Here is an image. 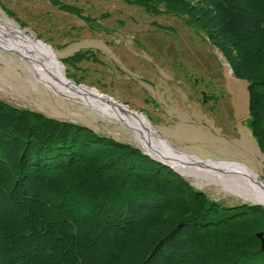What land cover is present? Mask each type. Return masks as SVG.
<instances>
[{
  "label": "trees",
  "instance_id": "trees-1",
  "mask_svg": "<svg viewBox=\"0 0 264 264\" xmlns=\"http://www.w3.org/2000/svg\"><path fill=\"white\" fill-rule=\"evenodd\" d=\"M122 1L204 35L247 82L264 154V0ZM258 233L263 207L222 206L137 147L0 101V264H264Z\"/></svg>",
  "mask_w": 264,
  "mask_h": 264
},
{
  "label": "rangeland",
  "instance_id": "rangeland-1",
  "mask_svg": "<svg viewBox=\"0 0 264 264\" xmlns=\"http://www.w3.org/2000/svg\"><path fill=\"white\" fill-rule=\"evenodd\" d=\"M56 2L0 0V25L12 24L50 46L59 62L76 52L95 53L98 63L62 65L64 76L72 82L82 79L74 82L78 88L143 115L175 152L204 162L241 165L264 183V154L248 127L247 82L232 76L200 31L180 17L150 15L122 0ZM0 101L85 126L144 152L126 124L55 96L17 55L1 50ZM178 175L222 206L252 205L217 184Z\"/></svg>",
  "mask_w": 264,
  "mask_h": 264
},
{
  "label": "bare ground",
  "instance_id": "bare-ground-1",
  "mask_svg": "<svg viewBox=\"0 0 264 264\" xmlns=\"http://www.w3.org/2000/svg\"><path fill=\"white\" fill-rule=\"evenodd\" d=\"M0 47L18 53L25 68L55 96L83 104L101 116L126 124L148 155L169 165L178 174L201 178L245 202L264 206V183L249 170L241 165L204 162L175 154L154 135L144 117L134 116L125 108L121 110L109 103L104 95L67 83L63 77L64 69L54 61L51 51L12 24L0 25ZM192 162L195 166L190 165Z\"/></svg>",
  "mask_w": 264,
  "mask_h": 264
},
{
  "label": "water",
  "instance_id": "water-1",
  "mask_svg": "<svg viewBox=\"0 0 264 264\" xmlns=\"http://www.w3.org/2000/svg\"><path fill=\"white\" fill-rule=\"evenodd\" d=\"M35 41L38 42V43H40V44H42V45H44L45 47H47V48L51 51V53H52V57H53L54 61H56L60 66H62V63L59 62V61H57L56 56L54 55L53 50H52V48H51L50 46L44 44L43 42H41V41H39V40H35ZM0 50H1V51H4V52L12 53V54L17 55L18 57H20L19 54L16 53L15 51H12V50H6V49H4V48H2V47H0ZM63 77H64V79H65V81H66L67 83H72L75 87H80L79 85H76L74 82L68 80V79L64 76V74H63ZM59 97H60V96H59ZM107 99H108L107 101H108L109 103H112V104L116 105V106H117L118 108H120L121 110H122V108H125L129 113H131V114L134 115V116H141V117H144L143 115H140V114H137V113H135V112H133V111L128 110V108H127L126 106H124V105H120L119 103L113 101V100L110 99V98H107ZM144 118H145V117H144ZM146 121H147V120H146ZM147 123H148V121H147ZM148 126L150 127L149 123H148ZM150 128H151V127H150ZM151 129H152V128H151ZM152 132L154 133V135H155L160 141H162L166 146H168V144L166 143V141L163 140V139H162V138H161V137L155 132L154 129H152ZM168 148H169L171 151H173L175 154H177V155H179V156H181V157H184V158H187V159H191V158H192V157H187V156H185V155H182V154H179V153L175 152L170 146H168ZM143 153H144L146 156H148L150 159H152L153 161L158 162V163H160V164H162V165H164V166H166V167H169V168L172 169L174 172H176L172 167H170L169 165L163 163V162L160 161V160L154 159L153 157H151L150 155H148L145 151H144ZM200 165H201L202 167H205V166H206V165L203 164V163H201ZM205 168H206V167H205ZM249 172H250V171H249ZM250 173H251V172H250ZM251 174L254 175L253 173H251ZM254 176H256V175H254ZM252 205H257V204H252ZM257 206H261V205H257ZM261 207L264 208V206H261ZM256 237H258V238L260 239V241H261V247H262V249H264V239H263V234H262V233H258V234L256 235Z\"/></svg>",
  "mask_w": 264,
  "mask_h": 264
}]
</instances>
